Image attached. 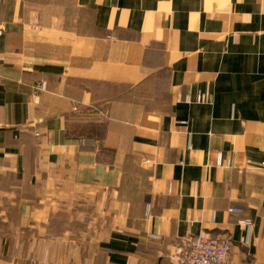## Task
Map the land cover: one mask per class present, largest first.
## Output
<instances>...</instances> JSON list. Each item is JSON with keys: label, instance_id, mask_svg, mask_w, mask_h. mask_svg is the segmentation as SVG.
Wrapping results in <instances>:
<instances>
[{"label": "crops", "instance_id": "0c3cea01", "mask_svg": "<svg viewBox=\"0 0 264 264\" xmlns=\"http://www.w3.org/2000/svg\"><path fill=\"white\" fill-rule=\"evenodd\" d=\"M199 234L264 264V0H0V264Z\"/></svg>", "mask_w": 264, "mask_h": 264}, {"label": "built area", "instance_id": "2783aa9c", "mask_svg": "<svg viewBox=\"0 0 264 264\" xmlns=\"http://www.w3.org/2000/svg\"><path fill=\"white\" fill-rule=\"evenodd\" d=\"M231 211H236L234 208ZM242 224L251 225L250 220L241 219ZM153 239L160 236L150 235ZM232 243L221 235H190L169 254L172 264H231Z\"/></svg>", "mask_w": 264, "mask_h": 264}]
</instances>
